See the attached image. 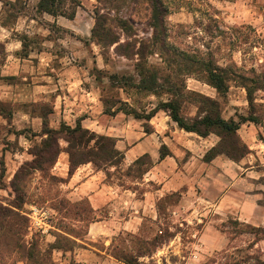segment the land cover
I'll return each mask as SVG.
<instances>
[{
    "label": "crops",
    "instance_id": "crops-1",
    "mask_svg": "<svg viewBox=\"0 0 264 264\" xmlns=\"http://www.w3.org/2000/svg\"><path fill=\"white\" fill-rule=\"evenodd\" d=\"M19 1H22L19 8L9 9L4 0H0V103L8 108L0 112V124L9 130L8 141L16 139L13 137L16 136L14 129L20 134L27 126L39 130L36 135L43 139L45 118L55 129L63 122L72 127L80 122L87 129L115 138L116 148L123 154L124 166H131L145 155L152 161L141 178L130 179L127 182L131 185H125L107 172L115 170V166L100 169L93 162L79 165L70 176L69 153L61 147L57 160L63 161L58 174L67 178L63 185L64 194L73 204L87 202L95 218L89 222L83 237L71 235L77 243L73 249L55 250L58 264H127L117 257L115 251L119 238L124 235L146 237L157 227L159 232H163L160 229L164 222L159 201L175 194L177 200L175 203L166 202L167 210L172 209L173 214L183 220L173 218V222L179 221L181 225L184 222H201L202 228L200 234H192L193 239L187 245L178 232L158 246L156 256L159 264H202L204 258L217 250H232L233 239L215 226L230 217L264 227V205L259 202V195L250 187L240 185L241 180L253 176V161L248 155L255 157L254 150L264 146V140L257 142L252 134L248 136L244 132V142L251 148L247 156L236 162L221 154L207 162L205 154L219 141L216 134L203 137L186 131L164 110L150 120L154 122L157 116L151 133L145 131L144 123L139 119H132L122 112L116 115L106 113L92 76L86 73L87 69L80 71L81 67L77 68L74 63L80 47H75L73 40L58 38L60 45L56 44L54 48L55 41L47 37L38 47L32 42V35L51 31L32 14L39 0ZM80 12L77 9L74 19L48 13L37 12L36 15L40 14L41 18L55 23L61 30L78 34L75 22ZM171 15L170 12L167 17ZM76 41L81 43V40ZM58 48H65V54L58 53ZM68 50L73 55L67 53ZM41 100L53 105L46 116L15 108L17 103ZM51 116L55 117L52 122ZM247 127L248 133L257 128L253 124ZM163 146L167 151L165 157H161ZM259 153L256 152L258 156ZM17 158L31 161L35 156L28 147L19 152L1 147L0 161L4 162L6 171L12 168L13 162L19 161ZM240 173L246 177L239 176ZM51 238L52 241L55 239L54 236ZM261 242L264 240L255 241L253 246H259ZM174 243L176 246L172 248ZM180 243L181 247L177 245ZM169 254L174 257L169 258ZM136 255L139 256L138 264H146L148 255Z\"/></svg>",
    "mask_w": 264,
    "mask_h": 264
},
{
    "label": "rangeland",
    "instance_id": "rangeland-1",
    "mask_svg": "<svg viewBox=\"0 0 264 264\" xmlns=\"http://www.w3.org/2000/svg\"><path fill=\"white\" fill-rule=\"evenodd\" d=\"M80 1L81 7L78 9L81 12L75 22V31L78 34L69 32L67 29L57 28L55 24L41 18L40 14L36 15L37 12L32 10V14L37 16L39 23L51 30L50 32L44 30L42 32L44 34L36 32L32 35V42H35L39 47L42 39L47 37L55 41V48L56 44L60 45L58 38H63L65 41L73 40L75 47H80L76 51L77 56L74 63L77 68L81 67L80 71L87 69L86 73L92 76V81L98 86L102 98L112 96L115 99L121 98L139 110L147 111L156 107L160 101L169 99L170 95L166 93L157 96L152 92L138 89L111 88L109 80L111 74L118 73L133 77L134 81L139 83L143 76L137 67L140 58L135 52L140 47L144 49L146 58L143 60L148 66L156 69L157 65H163L161 54L157 49L153 50V44L157 40V33L152 26L153 1ZM164 1L168 4L172 14L169 18L167 17V41L180 50L211 59L220 67L228 69L229 72V91L225 96L220 95L201 75L191 74L186 77L188 89L219 100L225 118L238 119L239 115L247 116L251 113L258 116L263 121L262 123H243L239 134L242 139L243 133L246 132L248 136L252 134L253 139H256L257 142L264 140V89L258 88L260 85L254 83L255 80L261 81L264 78V0ZM96 11L100 15V29L102 30L99 34L100 37L98 36V39L95 40L91 35V29L96 22ZM76 40H81V43ZM65 50V48L62 50L58 48L57 52L65 54ZM67 53L73 55L71 50H68ZM163 72L166 73L165 70ZM245 85L254 89V108H251L249 104ZM186 97L187 100L183 103L182 111L185 116H195L198 112L195 98L189 95ZM52 106V102L44 100L37 103L15 104V108L42 115H47L53 109ZM128 116L134 118L132 115ZM51 117L49 118L50 122H52L51 119H55L54 116ZM20 119L21 117H19ZM139 120L141 123H145V120ZM148 123L149 128L152 129L153 123H157V116L154 118V122ZM252 124L257 128L248 133L247 125ZM35 128H37L36 125ZM7 130L8 128L4 124H0V149L7 147L12 152H19L28 147V150H31L34 145H38L42 141V138L36 135L39 130L36 131L30 126L21 130L20 134L18 130L14 129L16 136H12L16 139L12 142L8 141L10 133H7ZM60 145L66 149L68 143L61 138ZM257 151H260L259 156L256 154ZM253 154L255 157L248 155L253 161L255 170L253 176L241 180L240 185L243 188L250 187L253 193L259 195V202L262 200L264 203V146L258 150L255 149ZM17 159L19 161L13 162L15 164L10 170L2 171L0 169V203L13 209L21 208V213L28 218L29 223L23 234L18 236L19 239L27 245H30L34 239L37 242V250L46 255L42 256L47 257L49 262L58 264L55 250L60 249L51 250L50 245L57 240V237H60L58 244L64 247L62 250L73 249L77 243L71 235L83 237L89 222L95 216L87 202L73 204L66 198L63 185L67 182V178L58 174V171L63 167V161L57 160L54 166L47 165V168L41 171L24 165L30 160ZM150 165V159L143 157L140 162L131 166H124L121 162L115 166V170L112 172L107 170V172L122 184L131 185L127 181L141 178ZM21 168L23 171H20L19 175L15 177ZM107 168H111V166L109 165ZM239 176L246 177V174L240 173ZM176 200L177 195L175 194L159 201L164 222L160 225V229L163 232H159V227H157L146 237L121 236L119 244L115 246V251L133 255H148L146 264H159L156 256L157 248L167 242L174 233L180 232L183 243L187 245L193 239L192 234H200L202 223L187 224L184 222L181 225L179 221L183 218H177L172 209L167 210L166 202L175 203ZM35 208H38L40 213L34 214ZM41 216L44 217V222H46L44 225L48 228L46 232L42 228H37L39 226L36 227L37 224H35V221ZM173 218L179 221L173 222ZM235 220L230 217L228 220L215 224L221 233L233 239L231 246L233 249L217 250L204 258L202 264L264 263V242H261L259 246H253L255 241L264 240V229L258 230V234H256L245 223L240 221L238 223ZM51 236L55 237L53 241L50 240L53 239ZM10 239V234L0 231V264H37L34 260L24 259L13 247L15 244L11 247L6 245ZM175 244L172 248L176 246ZM177 245L181 247V243ZM171 257L169 254V258Z\"/></svg>",
    "mask_w": 264,
    "mask_h": 264
},
{
    "label": "trees",
    "instance_id": "trees-1",
    "mask_svg": "<svg viewBox=\"0 0 264 264\" xmlns=\"http://www.w3.org/2000/svg\"><path fill=\"white\" fill-rule=\"evenodd\" d=\"M152 1V26L155 33H157V40L153 44V50L157 49L164 63L162 66L157 65L156 69L148 66L143 60L146 58L144 49L140 47L135 52L140 58L137 67L143 76L139 83L135 82L133 77L113 73L109 76L110 86L111 88L123 90L131 88L145 92L149 91L157 94V96L166 93L170 95V98L160 101L156 107L147 111L145 109L139 110L121 98L115 99L113 98L114 96L103 97L102 100L106 106V113L116 115L122 112L126 115H132L136 119L145 120L144 129L147 133H151L152 129L149 128L148 122H150L157 112L164 110L180 128L186 131L195 132L203 137L211 134H216L219 137L218 143L205 154V161L210 162L221 154L236 162L242 160L251 152V148L243 141L239 134L241 125L246 122L260 124L263 121L252 113L247 116L239 115L238 119L234 117L225 118L222 114L219 100L188 89L186 77L191 74L201 75L220 95L225 96L229 91L228 69L220 67L211 59L202 58L171 45L167 41V16L170 13L168 4L164 0ZM21 2L19 0L15 2L4 0L5 6L9 9L19 8L18 5ZM79 6H81L80 0H39L36 5V11L42 14L48 13L56 17L64 16L74 19ZM68 8L71 10L69 11ZM99 16V13L96 11V22L91 34L95 40L98 36L100 37L99 34L102 30L100 29ZM123 55L126 54L123 53ZM164 70L166 73L163 72ZM254 83L260 85L258 88L264 89V78L261 81L255 80ZM245 87L248 92L249 104L251 108H254V89L248 85H245ZM188 95L193 96L197 103L198 112L195 116H185L182 111L183 103L187 100L186 96ZM7 110V105L0 103V112ZM42 134L46 137L42 139L40 144L34 145L32 149L35 158L24 164L31 166L34 170L44 171L47 165H55L61 151V138L68 143L66 150L70 157V176L83 163L93 162L97 168L106 169L109 165L117 166L123 160L122 152L116 148L115 138L87 129L80 122L75 127L63 122L58 129H55L49 126L48 120L45 118ZM165 149V146L161 148V157L167 155ZM144 157L149 158L148 155ZM141 158L136 160L134 164L140 162ZM150 163H152L151 159ZM0 164L2 171H4V162L0 161ZM20 171H23L22 168L17 172L15 177L19 175ZM260 203L264 205L262 200ZM235 222L239 223V220H235ZM28 223L29 220L21 213V208L13 209L0 203V231H4L11 236L6 245L11 247L15 244L13 247L24 259L34 260L37 264H53L48 261L47 257L42 256L44 254L41 251L37 250V242L34 239L30 245L22 243L19 239L18 236L23 234ZM245 225L254 230L253 232L256 234H258V230L264 229V227H257L251 224ZM59 240L60 237H57V240L50 245L51 250L64 248L58 244ZM117 257L127 264L139 263V256L136 254L117 252Z\"/></svg>",
    "mask_w": 264,
    "mask_h": 264
},
{
    "label": "built area",
    "instance_id": "built-area-1",
    "mask_svg": "<svg viewBox=\"0 0 264 264\" xmlns=\"http://www.w3.org/2000/svg\"><path fill=\"white\" fill-rule=\"evenodd\" d=\"M33 213H34V214H38V213H40V210H39L38 208H35ZM34 214H33V215H34ZM34 216H35V215H34ZM38 216H39V215H38ZM32 217H33V216H32ZM44 221H45V220H44V217L41 216V217H39V219H37V221H35V224H37L36 227L39 226V227H37V228H40V229L42 228L43 231L46 232V231H48V228L45 227L44 224H45L46 222H44Z\"/></svg>",
    "mask_w": 264,
    "mask_h": 264
}]
</instances>
